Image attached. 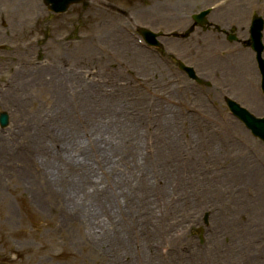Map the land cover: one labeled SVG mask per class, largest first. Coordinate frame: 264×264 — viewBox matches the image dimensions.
Masks as SVG:
<instances>
[{"label":"rangeland","instance_id":"374dc122","mask_svg":"<svg viewBox=\"0 0 264 264\" xmlns=\"http://www.w3.org/2000/svg\"><path fill=\"white\" fill-rule=\"evenodd\" d=\"M159 1L75 6L52 33L31 31L30 65H1L0 112L9 126L0 129V264H264V147L224 104L229 98L264 117V95L253 53L216 31L234 28L245 39L264 0H238L233 16L222 17L228 7L189 35L190 17L216 0ZM138 26L178 35L160 39L159 58L138 42ZM40 41L47 51L35 49ZM60 79L66 85L57 95L52 81L59 87ZM68 107L69 125L89 109L98 117L94 137L106 127L96 138L124 150L136 141L144 153L130 187L119 181L111 229H90L79 219L84 212L63 203L59 181L70 175L53 154Z\"/></svg>","mask_w":264,"mask_h":264},{"label":"bare ground","instance_id":"6f19581e","mask_svg":"<svg viewBox=\"0 0 264 264\" xmlns=\"http://www.w3.org/2000/svg\"><path fill=\"white\" fill-rule=\"evenodd\" d=\"M234 14V11L229 13L230 16ZM55 84H57L58 90L56 89L57 92L56 90L54 92L58 95L61 93L62 85L65 86L66 83L64 81L62 83L60 79L59 87L58 80L55 81V83L52 81L53 88H55ZM67 98L68 97L64 99L60 98V100L66 101ZM62 108L63 106L59 104V109ZM70 110L69 108L68 111L65 110L63 112L60 125L57 127L54 136L56 139L54 143L57 145H55L53 156H55L56 162H61L62 165L63 162L66 163L64 164V167L67 168L65 171L66 174L70 175V178L67 177L65 182L64 180L59 181L63 192V203L69 206L76 214L78 213L77 211L84 212L86 216L79 217V219L85 221L90 229H111L116 218V216H113L114 214L112 211V204L113 207H116L113 203V198L121 192V183L119 181H121L122 177H126L127 184L130 187L129 182L133 179V173L140 167V161L145 158L144 153L141 149V145L136 141H129V149L124 150L119 149L115 141H102V139L96 138L101 133L107 131L106 127L97 129L94 137L92 134L91 122L96 123L98 117L95 116V118H90L89 109H80L79 111L82 112V115L73 114L74 118L79 123L69 125ZM80 138H84L85 140L87 138L88 141H79ZM131 138L132 137H130L129 140ZM83 142L87 143L88 148L92 146L95 147V150L87 152L88 148L81 146ZM93 142L101 147L95 145ZM92 154L96 156H92ZM116 156L117 158L114 159ZM137 160L139 164H137ZM116 165L123 170L121 172L120 169L115 170ZM106 167L108 169L106 177L105 174L104 177L97 176L96 172L99 171V169L106 170ZM55 169L57 168L55 167ZM114 172H116L115 175H113ZM65 176L66 175L63 177ZM113 179L116 182L110 186ZM97 180L101 181V187L98 186ZM116 183L117 185H115ZM118 188L119 190H117ZM109 190H111L110 193L112 195L110 198L107 196H104V200L98 198L102 193H109ZM122 198H129V196L122 193ZM152 201L153 200H148V203Z\"/></svg>","mask_w":264,"mask_h":264},{"label":"flooded vegetation","instance_id":"af4514ba","mask_svg":"<svg viewBox=\"0 0 264 264\" xmlns=\"http://www.w3.org/2000/svg\"><path fill=\"white\" fill-rule=\"evenodd\" d=\"M30 4L31 0H0V57H15L16 50L28 49L26 46L30 39ZM43 11L46 12V9L43 8Z\"/></svg>","mask_w":264,"mask_h":264},{"label":"water","instance_id":"95a60500","mask_svg":"<svg viewBox=\"0 0 264 264\" xmlns=\"http://www.w3.org/2000/svg\"><path fill=\"white\" fill-rule=\"evenodd\" d=\"M73 0H64V2H67L66 4H69L70 2H72ZM48 2L54 3L55 0H48ZM64 10V9H62ZM201 18V17H200ZM199 18V19H200ZM262 29V22L260 19H255L252 25V34H253V38L255 41V45L257 47V53L259 54L260 51L263 49V47L260 44V31ZM144 38L146 40H148V42H152L154 36L147 33V32H143ZM151 40V41H150ZM255 50V49H254ZM259 58V55H258ZM260 62V60H259ZM261 66V64H260ZM261 68V67H260ZM190 75H192V73L190 71H188ZM227 105L230 109V111L237 117L239 118L244 124L245 126L252 132V134L258 138H260L263 143H264V120H256L253 117H251L246 111L240 109L236 104L227 101ZM6 124V115H1L0 116V125L4 126Z\"/></svg>","mask_w":264,"mask_h":264}]
</instances>
